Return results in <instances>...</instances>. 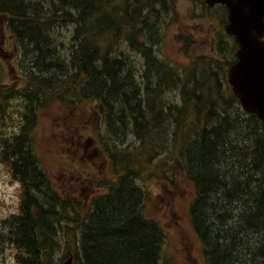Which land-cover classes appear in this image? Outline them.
Here are the masks:
<instances>
[{
  "label": "trees",
  "instance_id": "16d2710c",
  "mask_svg": "<svg viewBox=\"0 0 264 264\" xmlns=\"http://www.w3.org/2000/svg\"><path fill=\"white\" fill-rule=\"evenodd\" d=\"M166 8L167 0H0V14L7 16L17 41L40 51L37 59L53 55L46 66L60 65L64 72L58 79L34 70L19 89L0 84V167L6 166L21 184L19 210L0 229V264L7 244L17 249L19 264H59L54 257L60 250L59 262L72 256L75 264H168L165 229L147 213L150 197L139 183L159 151L164 156L157 164L166 169L162 173H170L167 180L175 183L180 173L193 184L187 213L204 264H264V174H254L257 167L264 169V122L240 108L221 74V60L199 56L174 68L156 58L148 39L151 32L160 33ZM59 23L74 27L68 61L55 57L54 46L41 45L53 44L51 31ZM122 42L144 59L143 85L133 79L136 67L122 51ZM173 90L177 104L161 100L160 93ZM83 97L99 102L103 131L109 134L102 147L110 176L97 179V191L70 230L73 195L64 185L54 186L42 165L35 129L40 110L55 102H85ZM157 104L162 107L154 114ZM18 114L20 124L15 123ZM162 115L172 119L165 121ZM214 120L219 125L213 130L209 126ZM236 127L247 138L240 140L239 149L228 142ZM129 133L137 142L123 147ZM214 141L219 149L208 145ZM244 148H250L244 152L249 159L238 178L230 168ZM209 157L223 163L211 167ZM226 165L228 170L220 168ZM218 187L223 192L213 191ZM238 189L242 197L235 198L230 206L236 213H230L224 207ZM218 196L223 201L220 212Z\"/></svg>",
  "mask_w": 264,
  "mask_h": 264
},
{
  "label": "rangeland",
  "instance_id": "374dc122",
  "mask_svg": "<svg viewBox=\"0 0 264 264\" xmlns=\"http://www.w3.org/2000/svg\"><path fill=\"white\" fill-rule=\"evenodd\" d=\"M157 7L161 8L158 5ZM5 17L7 18L6 15L0 14V84L13 85L18 89L22 88L26 85L30 77L29 74H33L34 70L39 71V76L48 77L50 75V77L54 76L58 79L63 78L64 72L61 71L60 65L52 69L46 66V63L53 59V55L51 59L47 57L45 61L41 58L37 59L40 51L33 50V46L28 42H18L9 31ZM160 20L162 23L160 33L157 32L158 35H154V32H151V39H148L154 48L157 59L178 68L182 65H190L199 56L217 58L225 65L221 74L232 90L228 83V70L237 60L238 45L234 38L225 32V26L228 22L226 6H208L205 0H167V8L164 9V14ZM57 26L51 31L52 36H54L53 44L44 45L45 43H43L41 45L43 49L54 46L55 57L68 61L72 49L74 27L69 23H61V25L59 23ZM121 47L129 61L136 67L134 81L143 85L141 70L144 59L141 53L134 52L128 43L122 42ZM115 48L117 47L114 46V50H116ZM59 91L63 92V89ZM83 98L85 102H55L51 108L40 110L35 129L37 150L42 165L54 186L59 188L64 185L73 195V202H69L71 207L68 211L69 221H71L70 230H73L74 226L72 221L79 214H84L89 198L97 191L95 190L97 179L110 176L108 172L109 161L102 147V139L108 140L109 134L103 131L104 119L99 102L87 101V98ZM160 98L162 101H172L176 104L179 99L176 90L165 94L160 93ZM161 107L157 104L154 108V114H159ZM166 108L164 107L165 112H168ZM233 108L236 109V104H233ZM240 108L245 114H249L241 105ZM145 116L149 118V121H153L152 119L155 118L150 113L145 114ZM161 118L165 121L172 119L166 115H162ZM214 121L209 126L213 130L219 125L216 120ZM15 123L20 124L19 114ZM255 124L252 126L255 127ZM240 129L236 127L231 131L230 138L233 142L232 140L228 141L234 147L238 146V149L240 148V140L242 138L247 139L242 134L246 131ZM227 138L228 135L225 134L222 141L225 142ZM131 142L137 141L129 133L125 138L123 147L131 144ZM218 144L219 142L214 141L208 145L219 149ZM247 149L250 148H244L239 156L237 155L238 160L236 159L235 165L230 168L237 170L238 178L243 171L242 167L245 171L244 166L249 159L248 154H244ZM195 152L201 153V150L195 147ZM163 156V152L159 151L151 166L147 168L148 173L144 174L143 182H139L150 197L146 199L147 213L158 219L165 229L166 241H164L163 248L164 257L168 260V264H204L200 243L191 229L187 213L193 198V184L180 173L175 175V183L167 180L166 175L170 173H162L166 169L161 164H157ZM217 161L219 164L223 163L220 158L215 159L214 157H209L207 162L211 163V167L217 168ZM220 168L228 170L229 166ZM254 174L260 176L264 174V169L257 167L254 169ZM215 190L223 192L224 189L218 187L213 191L215 192ZM75 194H77L76 197ZM239 194L242 197L240 189L236 191L234 199L229 204L226 203L224 209L228 208L230 213H236V208L230 205L235 202V198H239ZM211 199L213 198L211 197ZM20 201V182L12 176L6 166L1 165L0 229L4 230L7 227L5 221L12 214L18 212ZM218 206L220 212L223 201L219 196ZM252 208V204L248 205L246 212H250ZM207 209L210 216V208ZM59 237L65 240L61 232ZM62 252L60 250L55 255V263L62 264L64 262H59ZM17 254V249L13 245L7 244L4 246L1 260L4 264H19Z\"/></svg>",
  "mask_w": 264,
  "mask_h": 264
},
{
  "label": "water",
  "instance_id": "95a60500",
  "mask_svg": "<svg viewBox=\"0 0 264 264\" xmlns=\"http://www.w3.org/2000/svg\"><path fill=\"white\" fill-rule=\"evenodd\" d=\"M228 9L225 32L238 45L228 83L242 108L264 122V0H205ZM62 264H75L70 256Z\"/></svg>",
  "mask_w": 264,
  "mask_h": 264
}]
</instances>
